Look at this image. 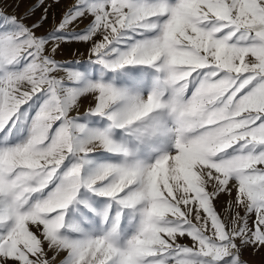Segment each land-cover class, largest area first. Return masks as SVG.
I'll return each instance as SVG.
<instances>
[{
    "label": "snow or ice",
    "instance_id": "obj_1",
    "mask_svg": "<svg viewBox=\"0 0 264 264\" xmlns=\"http://www.w3.org/2000/svg\"><path fill=\"white\" fill-rule=\"evenodd\" d=\"M72 43L85 62L58 59ZM248 249L264 250V0L19 16L0 0V264H248Z\"/></svg>",
    "mask_w": 264,
    "mask_h": 264
},
{
    "label": "rangeland",
    "instance_id": "obj_2",
    "mask_svg": "<svg viewBox=\"0 0 264 264\" xmlns=\"http://www.w3.org/2000/svg\"><path fill=\"white\" fill-rule=\"evenodd\" d=\"M35 0H7V11L9 13H15L16 15H23L31 6L32 3H34ZM19 4V8L16 7V5ZM57 15L59 10H56ZM40 12L37 11L36 16H39ZM52 20H51V14L49 19L48 27L51 26ZM86 46L72 43L63 51L61 52V55L58 57V59H66V60H77L80 62H85L87 60V56H77L75 53L77 50L80 53H85ZM84 104H87V101H84ZM228 197L223 196L221 199L217 202V211L227 218L233 210L228 207L227 204ZM244 259L248 261V264H264V250H261L259 253H253L251 249H248L244 252Z\"/></svg>",
    "mask_w": 264,
    "mask_h": 264
}]
</instances>
